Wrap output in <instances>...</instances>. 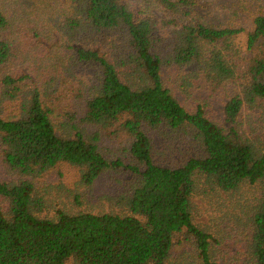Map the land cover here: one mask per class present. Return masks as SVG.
<instances>
[{"label":"trees","instance_id":"16d2710c","mask_svg":"<svg viewBox=\"0 0 264 264\" xmlns=\"http://www.w3.org/2000/svg\"><path fill=\"white\" fill-rule=\"evenodd\" d=\"M235 4L0 0V264H264V0Z\"/></svg>","mask_w":264,"mask_h":264},{"label":"rangeland","instance_id":"374dc122","mask_svg":"<svg viewBox=\"0 0 264 264\" xmlns=\"http://www.w3.org/2000/svg\"><path fill=\"white\" fill-rule=\"evenodd\" d=\"M237 0H203V4L206 7V12L211 13L213 16L223 17L227 15L231 9H239L235 4ZM104 184L100 185L103 188Z\"/></svg>","mask_w":264,"mask_h":264}]
</instances>
